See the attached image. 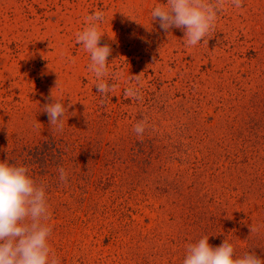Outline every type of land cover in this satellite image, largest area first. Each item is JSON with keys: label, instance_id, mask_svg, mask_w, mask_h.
Instances as JSON below:
<instances>
[{"label": "rangeland", "instance_id": "obj_1", "mask_svg": "<svg viewBox=\"0 0 264 264\" xmlns=\"http://www.w3.org/2000/svg\"><path fill=\"white\" fill-rule=\"evenodd\" d=\"M166 2L0 0V160L64 150L30 171L47 185L62 264H183L205 235L264 260V0H225L196 46L152 20ZM96 11L107 96L77 43ZM134 76L140 99L125 95ZM54 100L68 109L62 131L43 111Z\"/></svg>", "mask_w": 264, "mask_h": 264}, {"label": "clouds", "instance_id": "obj_2", "mask_svg": "<svg viewBox=\"0 0 264 264\" xmlns=\"http://www.w3.org/2000/svg\"><path fill=\"white\" fill-rule=\"evenodd\" d=\"M225 0H167L166 4L154 7L152 20H158L160 28L168 32L175 27L184 30L185 46H196L214 30L220 10ZM232 5L240 9L242 0H231ZM102 11L91 13L88 25L77 33V43L90 54L89 71L97 78L96 89L107 96L115 87L104 77L108 73V57L112 49L101 46L104 36L100 25L104 22ZM125 90V95L140 99V82ZM71 107V105H69ZM43 111L49 122L58 131L63 130L64 117L68 109L64 103L54 100ZM148 127L147 118L138 120L134 126L140 136ZM59 179L67 183L68 172L59 168ZM48 202L47 185L37 181L28 166L15 165L8 160L0 162V264H62L50 245L53 225ZM251 232L257 229L250 226ZM183 264H264L254 252L236 255L234 245L227 240L218 247L209 244L205 235L187 246Z\"/></svg>", "mask_w": 264, "mask_h": 264}, {"label": "trees", "instance_id": "obj_3", "mask_svg": "<svg viewBox=\"0 0 264 264\" xmlns=\"http://www.w3.org/2000/svg\"><path fill=\"white\" fill-rule=\"evenodd\" d=\"M56 143V141L44 143L42 147L25 146L16 157H12V152L8 158H3L0 162L8 160L11 164L28 166L30 171L34 173L37 170H34V165L42 166L45 162H48L49 158L52 159L55 153H59L61 158H63L64 150Z\"/></svg>", "mask_w": 264, "mask_h": 264}]
</instances>
